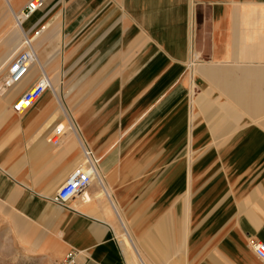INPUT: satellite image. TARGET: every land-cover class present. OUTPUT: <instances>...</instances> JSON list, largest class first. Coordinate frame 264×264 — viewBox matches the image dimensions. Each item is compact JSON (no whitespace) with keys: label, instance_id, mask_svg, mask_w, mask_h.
Masks as SVG:
<instances>
[{"label":"crops","instance_id":"obj_1","mask_svg":"<svg viewBox=\"0 0 264 264\" xmlns=\"http://www.w3.org/2000/svg\"><path fill=\"white\" fill-rule=\"evenodd\" d=\"M5 1L4 35L7 11L29 0ZM23 34L56 95L14 108L37 64L0 90V215L19 248L40 264L69 251L77 264H138L125 232L143 264H264L248 245L264 242V0H43L0 48V83ZM54 34L63 64L83 72L68 96L50 73ZM82 146L103 187L60 207L51 197Z\"/></svg>","mask_w":264,"mask_h":264},{"label":"built area","instance_id":"obj_2","mask_svg":"<svg viewBox=\"0 0 264 264\" xmlns=\"http://www.w3.org/2000/svg\"><path fill=\"white\" fill-rule=\"evenodd\" d=\"M43 0H29L25 8L18 12L13 13V21L17 28L21 29L24 20L29 18L35 13L42 5ZM33 64L39 65L40 75L37 80L25 90L14 104V108L18 111H23L30 107L45 91L52 90V85L46 72L42 69L38 63L37 54L32 46V41L28 39L26 35H22V38L18 44V51L11 60L7 74L0 83V90L8 89L21 81L28 73L30 66ZM65 114V112H64ZM70 121H67V129L75 132L74 126ZM64 136V125L58 124L53 129V134L50 141L53 145L61 143ZM82 160L79 162L66 177L64 182L56 189L55 193L51 197V201L60 206L68 207L69 203L75 197H79L81 200H87L88 196L86 188L93 181L97 180V171L95 166V160L91 158V152L82 146ZM249 247L255 254V256L264 262V242L257 240H250ZM52 264H77L76 255L73 251H69L63 255L62 258L55 261ZM139 264H143L139 262Z\"/></svg>","mask_w":264,"mask_h":264},{"label":"rangeland","instance_id":"obj_3","mask_svg":"<svg viewBox=\"0 0 264 264\" xmlns=\"http://www.w3.org/2000/svg\"><path fill=\"white\" fill-rule=\"evenodd\" d=\"M0 3H7V2L5 0H0ZM0 16H2L1 10H0ZM5 17H7V20H8L6 24L7 32L5 33L6 35L2 34V32L0 33V48L4 54H8V52H10L12 48V44H10L11 40L9 37H10L11 32L16 30V27L8 11ZM50 38L51 39L49 40L46 49L55 54H57V52H60V51L62 53L59 60L56 57H53V59H51L52 60L51 68L53 69L50 71V73L54 74L56 78H59L61 82L57 90L60 96H68L77 91V83L79 81V78L83 75V72L80 73L76 69L77 65L73 64V65H68L69 67H66L65 64H63V51H64L63 42L65 38L63 36L62 37L60 36L59 38L57 37V34L52 35ZM15 42L17 43L18 40ZM73 60L74 62H76L77 58L74 57ZM58 61L60 62L59 70H58V65H57ZM68 80H69L70 85L67 84ZM51 92L53 93L54 96L56 95V91L54 88L51 90ZM186 93L188 94L189 92L187 91ZM141 96H142L141 91L135 95V98L133 99L135 100L134 102H136L134 103L135 106H138L141 104ZM65 106L71 111L70 107H68L67 105ZM117 123H118L119 129L122 126L126 125V116L124 115V113L117 114ZM95 182L98 184V179ZM0 222H1L0 224V264H40L37 258L29 255L28 251H25L24 249L19 248L18 245L20 241H16V233L14 231V225L12 223V219L11 218L4 219V215H0ZM122 245L123 247L128 248V250L125 253V257H128V261H130L131 258H133L134 261L139 264V261L137 259L138 256L135 253V249L133 248V245L130 243L127 237L124 235V233H122Z\"/></svg>","mask_w":264,"mask_h":264},{"label":"bare ground","instance_id":"obj_4","mask_svg":"<svg viewBox=\"0 0 264 264\" xmlns=\"http://www.w3.org/2000/svg\"><path fill=\"white\" fill-rule=\"evenodd\" d=\"M28 39L30 40V41H32V39H31V37L30 36H28ZM36 67V64H33L32 65V67H31V70L30 71H32V69L33 68H35ZM30 73V72H29ZM28 78V76H26V77H24L21 81H19L18 83H16L14 86H18V85H20L25 79H27ZM14 86H12V87H14ZM47 91H50V90H47ZM97 161V160H96ZM97 163V162H96ZM96 163H95V166H96ZM96 173H97V178H98V183H99V185L101 186V187H103V183H102V180H101V177H100V175H99V173H98V170H97V168H96ZM105 194H106V192H105ZM107 195V198L109 199V196H108V194H106ZM109 202H110V205L111 206H113V204H112V202L110 201V199H109ZM124 235H125V232H124ZM126 236V235H125ZM127 259H128V257H127Z\"/></svg>","mask_w":264,"mask_h":264}]
</instances>
